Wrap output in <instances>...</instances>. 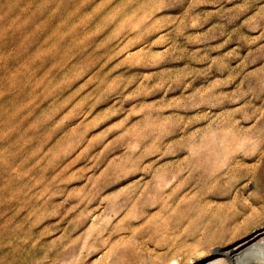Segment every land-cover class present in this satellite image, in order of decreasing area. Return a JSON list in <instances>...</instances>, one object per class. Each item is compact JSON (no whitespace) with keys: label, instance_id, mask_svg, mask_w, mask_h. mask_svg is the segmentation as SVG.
Instances as JSON below:
<instances>
[{"label":"rangeland","instance_id":"obj_1","mask_svg":"<svg viewBox=\"0 0 264 264\" xmlns=\"http://www.w3.org/2000/svg\"><path fill=\"white\" fill-rule=\"evenodd\" d=\"M252 247L264 264V0H0V264Z\"/></svg>","mask_w":264,"mask_h":264},{"label":"bare ground","instance_id":"obj_2","mask_svg":"<svg viewBox=\"0 0 264 264\" xmlns=\"http://www.w3.org/2000/svg\"><path fill=\"white\" fill-rule=\"evenodd\" d=\"M224 152V151H223ZM183 161V160H182ZM181 161V162H182ZM177 163V162H176ZM178 163H179V161H178ZM177 165V164H176ZM178 167H180L179 165H178ZM247 243V241H245L244 243H242V244H239V245H237V247H236V249H238V248H240V247H242L244 244H246ZM260 245V244H259ZM258 246V245H257ZM260 247L263 249V247L260 245ZM255 248V247H254ZM253 247L251 248V249H249V250H246V251H244V252H242V253H240V254H235L234 255V257L233 258H231L232 260H233V262L235 261L237 264H258L259 263V261H257V259H256V257L254 256V255H252L253 254V252H254V250L256 249H254ZM259 249V246L257 247V250ZM233 250H235V249H233ZM256 251V250H255Z\"/></svg>","mask_w":264,"mask_h":264}]
</instances>
